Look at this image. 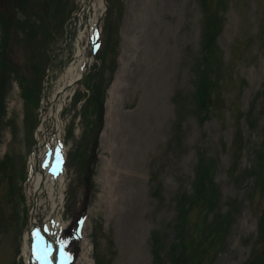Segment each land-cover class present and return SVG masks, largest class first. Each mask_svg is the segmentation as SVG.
<instances>
[{"label": "rangeland", "instance_id": "obj_1", "mask_svg": "<svg viewBox=\"0 0 264 264\" xmlns=\"http://www.w3.org/2000/svg\"><path fill=\"white\" fill-rule=\"evenodd\" d=\"M106 1L61 112L69 263L264 264V0ZM81 5L0 0V264H27L40 108L105 8Z\"/></svg>", "mask_w": 264, "mask_h": 264}, {"label": "bare ground", "instance_id": "obj_2", "mask_svg": "<svg viewBox=\"0 0 264 264\" xmlns=\"http://www.w3.org/2000/svg\"><path fill=\"white\" fill-rule=\"evenodd\" d=\"M85 1L82 0V5L85 4ZM92 4L95 6L96 2L94 1ZM102 4L103 0H100V5ZM95 13L96 15L89 20L91 41L95 38V28L99 26L100 14L97 10ZM87 48L88 46L81 43L77 46V60L66 68L65 73L58 80L57 87L48 94L47 111L42 115L39 123V129L43 131V135L38 140L42 143H39L35 153L30 157V177L27 183L31 215L27 232L24 235L23 251L26 253L29 264H52L51 254L56 244L52 239L53 234L59 226L63 225L61 215H57L55 212L62 202L61 188L64 187V176L62 174L56 176L54 173L42 170L41 157L51 155V158H56V160L59 157L57 142L59 143L61 140L60 130L64 124L61 112L66 99L74 90V87L68 89V85L75 80L88 61ZM66 88L68 89L67 92ZM41 192L46 194L44 199L41 197ZM132 205L134 204L132 203ZM133 215L134 208H131L128 211L129 220L126 221V227L129 226ZM44 235L50 239L49 242L44 239ZM30 243H32L31 250L34 252V258L27 254Z\"/></svg>", "mask_w": 264, "mask_h": 264}, {"label": "trees", "instance_id": "obj_3", "mask_svg": "<svg viewBox=\"0 0 264 264\" xmlns=\"http://www.w3.org/2000/svg\"><path fill=\"white\" fill-rule=\"evenodd\" d=\"M216 27V26H215ZM207 39V38H206ZM1 55V54H0ZM2 64H4V61H0V73L2 72Z\"/></svg>", "mask_w": 264, "mask_h": 264}]
</instances>
